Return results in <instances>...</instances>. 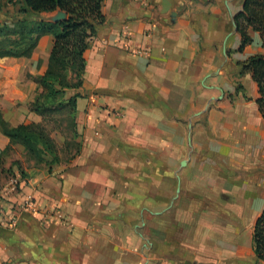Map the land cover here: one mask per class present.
I'll list each match as a JSON object with an SVG mask.
<instances>
[{"label": "crops", "instance_id": "1", "mask_svg": "<svg viewBox=\"0 0 264 264\" xmlns=\"http://www.w3.org/2000/svg\"><path fill=\"white\" fill-rule=\"evenodd\" d=\"M242 5L103 1L81 85L64 92L65 101L78 95L69 123L77 153L60 160L69 141L49 133L56 154L36 162L0 129V156L17 151L9 166L21 189H0L18 217L0 227V264H264L252 244L264 209V117L258 85L242 71L264 44L247 27L240 48ZM52 46L46 33L30 56L0 57L10 127L43 123L30 104ZM28 198L36 212L19 206Z\"/></svg>", "mask_w": 264, "mask_h": 264}, {"label": "trees", "instance_id": "2", "mask_svg": "<svg viewBox=\"0 0 264 264\" xmlns=\"http://www.w3.org/2000/svg\"><path fill=\"white\" fill-rule=\"evenodd\" d=\"M103 1L0 0L6 4L17 3L19 6V16L12 18L9 24H0V35L14 36L7 39L10 45H0V57L30 56L42 35L50 33L53 36L48 67L43 75L34 79L42 91L30 104L32 111L45 117L51 112L54 113L71 105L68 111L71 119L77 94L72 95L66 101L61 98L58 101L60 104L57 103L56 106L47 105L46 99L62 96L65 88H76L81 85L84 68L83 51L88 39L97 32L104 20L101 12ZM57 10L65 12V19L54 22L39 18L42 12ZM234 22L236 30L241 35L240 48L250 40L246 33L247 27H252L257 31L264 44V0H243L242 11L234 16ZM62 70L68 73L61 75ZM242 71L251 72L258 85L259 96L256 102L264 117V54L249 57L242 64ZM55 84L58 86L56 89ZM0 129L12 143L23 145L26 152L36 159V162H47L45 155L56 154L57 146L43 124L22 123L10 127L0 115ZM2 160L0 156V165ZM252 244L255 260L264 261V209L255 221Z\"/></svg>", "mask_w": 264, "mask_h": 264}, {"label": "rangeland", "instance_id": "3", "mask_svg": "<svg viewBox=\"0 0 264 264\" xmlns=\"http://www.w3.org/2000/svg\"><path fill=\"white\" fill-rule=\"evenodd\" d=\"M18 4H6L4 2H0V24H9L11 23V19L15 18L17 16H19L18 13ZM14 36H4V35H0V45H10L8 40L9 38H13ZM63 72H60L61 75L64 74L66 72V70H62ZM68 73V72H66ZM68 75V74H67ZM57 80V79H56ZM58 88V86L55 84V89ZM54 89V88H53ZM66 93H63L62 96H54L51 98L46 99V103L47 105H58L60 103H58V101L64 96ZM58 103V104H57ZM63 104V103H62ZM71 105H68L66 108H63L62 110L56 111V112H51L50 114H47V116L44 117L43 120V125L46 128V130L50 133V134H55V135H59L61 137H66L67 140L69 141V144L63 145L59 147V157L61 158L60 160H64L67 159L73 155H75L77 152L76 150L78 149V146L75 144V142H70V116L68 115V111L70 109ZM17 152V151H16ZM15 151H11L10 149L5 150V152L3 153V160L2 163L0 165V189L2 187H4L5 185H7L8 181L10 179H14L17 178L15 176V173L12 170V167L9 166L10 163L12 162V157L15 156L16 154ZM15 161L13 162L12 165L16 166ZM32 164L30 163V159L26 158V160H20V166L22 167L24 173H27L24 169V167H29ZM26 175V174H25ZM18 179V178H17ZM20 180V179H19ZM20 181L17 185L16 188V192H20ZM1 198V196H0ZM5 201V198L3 197V200Z\"/></svg>", "mask_w": 264, "mask_h": 264}, {"label": "built area", "instance_id": "4", "mask_svg": "<svg viewBox=\"0 0 264 264\" xmlns=\"http://www.w3.org/2000/svg\"><path fill=\"white\" fill-rule=\"evenodd\" d=\"M19 181H20L19 178L10 179L7 185L4 186V193L5 194L15 193ZM19 206L22 207L23 209H27L32 212L37 211L35 207V202L31 198L24 199L22 203L19 204ZM17 223H18V217L16 211L13 214H10L4 203L0 201V227L14 228L17 226Z\"/></svg>", "mask_w": 264, "mask_h": 264}, {"label": "water", "instance_id": "5", "mask_svg": "<svg viewBox=\"0 0 264 264\" xmlns=\"http://www.w3.org/2000/svg\"><path fill=\"white\" fill-rule=\"evenodd\" d=\"M66 14L62 10H57L55 13L50 17L51 21H59L65 19Z\"/></svg>", "mask_w": 264, "mask_h": 264}]
</instances>
